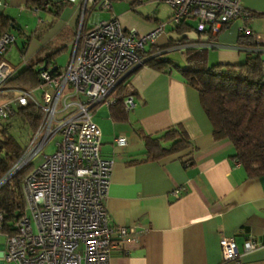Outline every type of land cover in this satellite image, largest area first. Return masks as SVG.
Masks as SVG:
<instances>
[{
  "label": "crops",
  "instance_id": "0c3cea01",
  "mask_svg": "<svg viewBox=\"0 0 264 264\" xmlns=\"http://www.w3.org/2000/svg\"><path fill=\"white\" fill-rule=\"evenodd\" d=\"M142 1H132L129 8L110 0L114 13L110 11L105 19L96 13L93 19L107 20L115 15L124 28L147 34L163 20L157 9L144 16L145 21L133 15L134 6ZM146 1L160 4L158 0ZM240 1L251 11L247 26L261 45L258 50L264 60V33L259 31L264 0ZM49 4V11L36 12L35 26L26 33L19 23L25 16L31 19L28 0H0V18H7L16 28L11 26L7 32H18L26 38L27 46L21 48L20 56L25 55L34 37L41 39L48 32L52 33L42 46L62 39L72 47L78 11L65 0H49ZM165 5L168 25L153 43L147 42L146 51L165 49L185 37L194 42L202 40L194 31L193 22L189 23L190 29L178 33L169 21L171 9ZM252 19L256 20L251 23ZM238 36V24L231 23L209 38L214 46L206 48L208 64L234 65L245 61L250 50L240 46ZM171 48L161 58L185 67V60L181 65L175 59L177 55L183 57L181 50ZM27 59L29 64L31 60ZM125 79L126 94L130 91L134 101L131 110L125 109V118L113 119L111 108L104 104L92 112V120L101 132L100 156L112 163L104 199L109 224L132 230L113 248L110 264H264V175L249 177L235 159L231 142L214 138L198 92L176 70L145 65ZM169 127H181L192 145L160 159L146 158L141 135H154ZM118 136L125 137V146L115 143ZM176 190H180L177 197ZM221 235L234 239L236 260H223ZM250 240L258 246L248 251L244 243Z\"/></svg>",
  "mask_w": 264,
  "mask_h": 264
},
{
  "label": "built area",
  "instance_id": "2783aa9c",
  "mask_svg": "<svg viewBox=\"0 0 264 264\" xmlns=\"http://www.w3.org/2000/svg\"><path fill=\"white\" fill-rule=\"evenodd\" d=\"M65 1L79 14L71 59L64 71L57 68L51 72L48 66L41 70L36 87H5L28 62L23 59L18 65L9 63L5 56L17 38L10 32L0 34V95L7 96L0 102V128L1 122L13 114L15 104L30 103L41 111L22 155L0 179V186L23 166L33 163L51 139L60 137L55 150L44 155L22 182L26 211L13 232L1 229L5 213L0 210V236L4 237L0 264H110L117 242L132 234V230L109 224L104 199L112 163L100 156L101 132L92 120V112L101 104L110 106L119 82L161 52L146 51L145 45L163 32L164 23L139 34L124 28L115 15L107 20L93 19L100 10L112 11L110 0ZM158 1L170 7L169 21L174 26L193 22L194 31L202 38L190 44L175 41L171 49L212 47L209 38L237 20L241 22L239 32L251 33L247 26L251 11L240 0ZM123 104L126 110L134 107L130 91ZM115 143L125 146L127 142L124 136H118ZM174 193L177 197L180 190ZM219 246L224 261L237 259L233 238L221 235ZM257 246L251 240L244 243L248 251Z\"/></svg>",
  "mask_w": 264,
  "mask_h": 264
},
{
  "label": "trees",
  "instance_id": "16d2710c",
  "mask_svg": "<svg viewBox=\"0 0 264 264\" xmlns=\"http://www.w3.org/2000/svg\"><path fill=\"white\" fill-rule=\"evenodd\" d=\"M67 2V1H66ZM30 9L50 10L49 0H28ZM13 24L7 18H0V33L11 30ZM191 24L175 26L178 33L190 29ZM200 37V35L197 33ZM186 40V41H185ZM175 42V41H174ZM181 43H194L181 38ZM240 46L250 50L245 61L238 64H208V50L203 47L185 46L181 52L185 67H180L171 59H163L165 49L145 61L147 66L157 70H176L199 95L202 108L207 115L215 139H227L235 148V159L244 167L249 177L264 175V60L261 58L260 44L256 36L239 32ZM27 42L22 46L25 48ZM60 50H57L58 52ZM56 52L50 53L49 45L40 47L34 55L35 61L10 79L5 87L32 89L40 81L37 63L48 66ZM54 65H56L54 63ZM58 68V67H57ZM127 77V76H126ZM125 77V78H126ZM126 79L121 80L115 91V101L109 106L115 120L125 118L123 100L126 96ZM0 95V99L6 98ZM41 118V111L32 104L15 106L13 114L1 122L0 128V179L18 161L24 146L35 131ZM13 121L18 125L19 134L26 133L24 143L12 134ZM148 159H160L190 147L186 132L181 127H169L154 135H141ZM33 163L23 166L0 186V210L5 218L1 229L13 232L21 215L25 213L26 201L22 182Z\"/></svg>",
  "mask_w": 264,
  "mask_h": 264
},
{
  "label": "rangeland",
  "instance_id": "374dc122",
  "mask_svg": "<svg viewBox=\"0 0 264 264\" xmlns=\"http://www.w3.org/2000/svg\"><path fill=\"white\" fill-rule=\"evenodd\" d=\"M134 1V0H112V2L114 3H120V7H124L126 5V7L130 8V3ZM137 1V0H136ZM155 3H150V1H146L143 0L142 2H138L134 7L133 11V15H135L138 18H141L142 20H147L144 16L147 15H152V11L157 9V13L158 15L161 17V19L163 20L162 23H164V25H168V23L165 22L166 16H167V10L168 7L162 3L159 2L160 4H156ZM121 9L123 8H117L118 11H121ZM112 13H114L113 11H111ZM115 12H117L115 10ZM30 15H31V19H29L30 17L25 16V18H22V21L19 23V25L22 26V29L26 32V33H30L34 26L35 23L37 21V13L33 12V11H29ZM110 13V11L107 10H100L97 12V14L100 16V18L105 19L106 18V14ZM27 17V19H26ZM254 20L256 19H252L251 23L254 22ZM262 23L261 28L259 31H261L262 33H264V19H262ZM27 23V25H30L29 28L25 27V24ZM238 24V28L241 25V22L239 20L237 21H233L232 24ZM15 37L17 38L16 44H13L10 46L7 54H6V60L13 64V65H18L23 59H29L31 61H35V57H34V53L46 42H48L49 36L51 35L52 32H48L47 34H45L41 39H37V38H33L30 42V45L28 47L27 52L25 53V55L20 56L21 52V48L22 45L25 42L26 38H23L22 36L19 35L18 32H14ZM67 32L65 31L64 34H66ZM193 33L196 35V33L193 31ZM57 50H60L58 52H56ZM49 51L50 53L56 52L53 58V61L48 65V68L51 69L53 68L54 63L56 64V66L60 69V71H64L71 59V53H72V47L70 45V43L68 41L62 40V39H56L55 41H53L51 43V45H49ZM244 54V52H243ZM176 56V55H175ZM27 59V60H28ZM178 63H180L181 65L184 64V57L177 55L176 58ZM37 67L41 68L43 65L42 63H37L36 65ZM40 93L36 92V97L39 98ZM116 96V94L112 95L110 97L114 98ZM40 99V98H39ZM1 102V99H0ZM15 106H17L15 104ZM12 134L20 141V143H24V139L26 136L25 131L23 130V132H21L19 134L18 132V125H15V122L13 121V127H12ZM59 136L54 137L53 139H51L48 144H46V146L43 148L42 152L37 155L34 159H33V164L34 165H38L42 159L44 155H48L51 154L56 146L55 143L59 140ZM4 243V237L0 236V244ZM7 264H13V263H7Z\"/></svg>",
  "mask_w": 264,
  "mask_h": 264
},
{
  "label": "water",
  "instance_id": "95a60500",
  "mask_svg": "<svg viewBox=\"0 0 264 264\" xmlns=\"http://www.w3.org/2000/svg\"><path fill=\"white\" fill-rule=\"evenodd\" d=\"M13 28L16 29L15 27H13ZM46 69H47V66L43 65L41 68L38 69V71L40 72L41 70H46ZM56 69H57V67L54 66L53 68L49 69V71L54 72Z\"/></svg>",
  "mask_w": 264,
  "mask_h": 264
}]
</instances>
